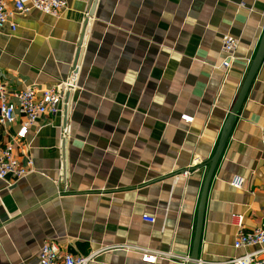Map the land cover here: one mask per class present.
Here are the masks:
<instances>
[{
	"label": "crops",
	"instance_id": "crops-1",
	"mask_svg": "<svg viewBox=\"0 0 264 264\" xmlns=\"http://www.w3.org/2000/svg\"><path fill=\"white\" fill-rule=\"evenodd\" d=\"M66 2L56 18L32 11L0 30L9 94L73 78L75 87L66 116L63 104L16 145L32 173L0 180V264L34 263L45 241L97 253L91 264H145L137 249L173 255L156 264H191L202 187L264 34V0ZM224 35L238 40L226 74ZM20 122L0 125V148ZM262 128L264 58L213 173L196 261L255 250L233 248L231 215L245 231L264 222Z\"/></svg>",
	"mask_w": 264,
	"mask_h": 264
},
{
	"label": "built area",
	"instance_id": "built-area-1",
	"mask_svg": "<svg viewBox=\"0 0 264 264\" xmlns=\"http://www.w3.org/2000/svg\"><path fill=\"white\" fill-rule=\"evenodd\" d=\"M66 4V0H12V5L9 6L6 0H0V30L5 26H9L10 30L14 32L16 24L13 19L32 11L56 18L66 9ZM237 47V39L230 35L222 37L221 52L224 59L218 70L224 74L229 71L232 64L237 60ZM73 80L74 78L48 86L42 90L27 88L12 94H9L5 85L0 83V125H11L18 117L21 118L13 141L0 148L1 181H5L7 177L20 180L32 173L33 163L28 161L26 165H22L15 155V147L25 138L29 128L35 125L42 116H55L62 112L65 95L75 88ZM181 120L187 124L193 122L192 117L185 115L181 116ZM261 144L264 147V128L261 129ZM240 185L238 178H235L231 183V186L236 189L240 188ZM142 219L149 224L155 223L154 218L146 215ZM231 224L236 228L233 248L241 250L254 247L255 250L225 261H194L186 256L183 258V263L194 261L195 264H264V222L251 231H245L244 217L240 214H232ZM135 251L139 253L141 262L145 264H156L159 257H173L171 253L166 252H151L147 249H137ZM96 255L97 253L94 252L87 255L64 253L56 242L45 241L39 249L36 261L32 264H91L94 262Z\"/></svg>",
	"mask_w": 264,
	"mask_h": 264
},
{
	"label": "water",
	"instance_id": "water-1",
	"mask_svg": "<svg viewBox=\"0 0 264 264\" xmlns=\"http://www.w3.org/2000/svg\"><path fill=\"white\" fill-rule=\"evenodd\" d=\"M92 3L95 4V0H92ZM86 25H87V22L85 23V26ZM82 38H83V36H82ZM81 42H82V40H81ZM78 58H79V56H77V60H78ZM263 58H264V34L261 38L260 44H259L258 49L256 51V54L252 60V63L250 65V68H249L247 75L244 79V82L241 86V89H240V92H239L238 97L236 99V102H235L226 122H225L224 129L222 131V134L220 135V138H219V141L217 143L214 154H213V156L209 162L208 172H207L205 180H204V184H203L202 192H201V196H200L199 207H198L196 235H195V239H194V252H193V255L191 256L192 260L197 259V252H198L199 242H200V233L202 230L204 206H205L206 197H207V193H208V189H209V185H210L213 173L215 171V168H216V166L220 160V157L223 153V150L225 148V145H226V142H227L228 137L230 135L232 126L234 124L235 116H236L240 106L242 105V103L246 97V94H247V92L251 86V83L255 77V74H256L258 67L261 64ZM77 60H76V65L78 63ZM70 104H71V94H70V92H68L65 95V99H64L63 110H64L65 116L67 115L68 111L70 110ZM191 264H194V262Z\"/></svg>",
	"mask_w": 264,
	"mask_h": 264
}]
</instances>
